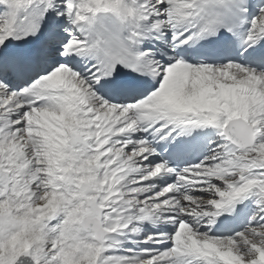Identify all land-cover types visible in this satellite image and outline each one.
Returning <instances> with one entry per match:
<instances>
[{
    "label": "snow or ice",
    "instance_id": "snow-or-ice-1",
    "mask_svg": "<svg viewBox=\"0 0 264 264\" xmlns=\"http://www.w3.org/2000/svg\"><path fill=\"white\" fill-rule=\"evenodd\" d=\"M0 264H264V0H0Z\"/></svg>",
    "mask_w": 264,
    "mask_h": 264
},
{
    "label": "clouds",
    "instance_id": "clouds-1",
    "mask_svg": "<svg viewBox=\"0 0 264 264\" xmlns=\"http://www.w3.org/2000/svg\"><path fill=\"white\" fill-rule=\"evenodd\" d=\"M127 28V24L115 17L104 18L96 23L95 30L90 36V41L102 53L112 52L122 43V38Z\"/></svg>",
    "mask_w": 264,
    "mask_h": 264
}]
</instances>
